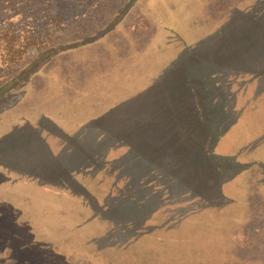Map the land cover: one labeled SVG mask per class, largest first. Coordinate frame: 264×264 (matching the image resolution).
Returning <instances> with one entry per match:
<instances>
[{"label": "rangeland", "instance_id": "374dc122", "mask_svg": "<svg viewBox=\"0 0 264 264\" xmlns=\"http://www.w3.org/2000/svg\"><path fill=\"white\" fill-rule=\"evenodd\" d=\"M47 6L0 4V264H264V0Z\"/></svg>", "mask_w": 264, "mask_h": 264}, {"label": "trees", "instance_id": "16d2710c", "mask_svg": "<svg viewBox=\"0 0 264 264\" xmlns=\"http://www.w3.org/2000/svg\"><path fill=\"white\" fill-rule=\"evenodd\" d=\"M29 1L30 0H0V4H1V6L9 5L10 7L16 5V6H18V8H19V6H22V7L24 6L23 8H19V10L22 12L21 13L22 17H24V15H25V12H24L25 9L26 8H29V7L31 8L32 11L34 10L35 13H41L42 14V13H47L48 12V6H47V4L50 3V0H47V2H44L43 4L42 3H37L36 1H31L29 3ZM30 8L27 9V11L30 10ZM118 17L114 20V22L119 21L120 17L119 18ZM21 22L22 21H19V23H21ZM38 41H39L38 40V37H36V36L26 37L25 40L23 41L20 49L17 51L16 56H20V54H21L20 53V50L21 49L26 52V50L28 48L34 47L35 45H37L38 43H36V42H38ZM52 50H53V54H56V53H58V52L61 51V49L59 47L58 48L56 47V49H54V48L50 49V52ZM39 61H40L39 59H36L35 61H33V63H37ZM28 70L29 69H26V71H22L18 77L19 78H22V79L28 78V76H29L28 75L29 74V71ZM18 77L16 78V81H17ZM0 92H1V90H0ZM1 94H2V92L0 93V96H1Z\"/></svg>", "mask_w": 264, "mask_h": 264}]
</instances>
